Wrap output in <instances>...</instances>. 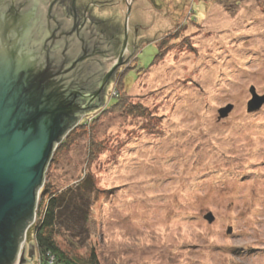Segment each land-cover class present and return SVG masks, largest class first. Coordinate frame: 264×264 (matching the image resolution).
<instances>
[{
  "label": "rangeland",
  "instance_id": "obj_1",
  "mask_svg": "<svg viewBox=\"0 0 264 264\" xmlns=\"http://www.w3.org/2000/svg\"><path fill=\"white\" fill-rule=\"evenodd\" d=\"M99 1L90 18L125 35L128 0ZM129 6L133 53L45 174L58 191L91 173L97 191L86 239L61 231L56 244L78 264L91 252L99 264H264V106L246 111L251 86L264 95V0ZM24 248L39 264L28 237Z\"/></svg>",
  "mask_w": 264,
  "mask_h": 264
},
{
  "label": "water",
  "instance_id": "obj_2",
  "mask_svg": "<svg viewBox=\"0 0 264 264\" xmlns=\"http://www.w3.org/2000/svg\"><path fill=\"white\" fill-rule=\"evenodd\" d=\"M50 2L0 0V264L34 261L31 243V261L25 259L21 229L36 218L53 155L83 115L103 107L109 80L134 48L129 0L125 35L114 39L103 34L108 21L90 18L92 7L104 1L78 0L88 10L79 22ZM249 94L246 111L252 114L264 106V95L253 86ZM232 110L230 104L219 110L218 119ZM204 219L214 220L211 214Z\"/></svg>",
  "mask_w": 264,
  "mask_h": 264
},
{
  "label": "trees",
  "instance_id": "obj_3",
  "mask_svg": "<svg viewBox=\"0 0 264 264\" xmlns=\"http://www.w3.org/2000/svg\"><path fill=\"white\" fill-rule=\"evenodd\" d=\"M159 57L160 47L158 54L155 56V60ZM133 68L134 67L131 66L119 76L124 78L125 74ZM121 87L123 88V92H126L123 80ZM114 99L116 101L112 106L123 107L127 98L126 95H118L116 92ZM112 106H109L108 104L105 109ZM125 114L126 116L129 114L132 115V112L129 110L125 112ZM90 118H87V120ZM87 120H81L80 123L68 133L58 148H67L70 143V141H67L68 138H71L70 134L77 131L79 128H86L91 121L94 122L97 118L94 119L92 117L90 122H87ZM58 191L57 189H54L53 186L44 184L40 191L36 218L28 229H26L27 224H25L21 229V233L26 234V239L28 237L30 238V241L34 242V246H36L40 256L39 264H44V262L50 264L52 258V264H55L56 262L78 264L73 261L72 258L67 257L65 252L59 248L56 244V237L59 232L64 231L78 239H86L85 237L88 233L86 224L89 219V210L92 205L93 195L97 192L93 175L91 173H86L75 185ZM86 264H99L94 252H91L90 258L87 260Z\"/></svg>",
  "mask_w": 264,
  "mask_h": 264
},
{
  "label": "flooded vegetation",
  "instance_id": "obj_4",
  "mask_svg": "<svg viewBox=\"0 0 264 264\" xmlns=\"http://www.w3.org/2000/svg\"><path fill=\"white\" fill-rule=\"evenodd\" d=\"M80 4L82 5L81 2L78 3V0H51L49 5H53V8L58 11L62 9V11L66 12V14L68 15L67 18L70 17L72 21L79 22L81 20L80 17H82V15L85 14L86 12H88V10L85 9V7L81 8ZM60 7L62 8L60 9ZM62 11H60L61 14L63 13ZM94 23L97 26V23L96 22ZM105 29L112 30L110 34H108L112 39H114V36L119 38L118 31L115 32L111 27L109 28L105 24H103V34L104 33L107 34Z\"/></svg>",
  "mask_w": 264,
  "mask_h": 264
},
{
  "label": "built area",
  "instance_id": "obj_5",
  "mask_svg": "<svg viewBox=\"0 0 264 264\" xmlns=\"http://www.w3.org/2000/svg\"><path fill=\"white\" fill-rule=\"evenodd\" d=\"M82 120V119H81ZM25 243V238H24V242H23V244ZM22 244V245H23ZM52 262H53V258L50 260V264H52Z\"/></svg>",
  "mask_w": 264,
  "mask_h": 264
},
{
  "label": "clouds",
  "instance_id": "obj_6",
  "mask_svg": "<svg viewBox=\"0 0 264 264\" xmlns=\"http://www.w3.org/2000/svg\"><path fill=\"white\" fill-rule=\"evenodd\" d=\"M24 238L26 239V234H24ZM23 242H24V240H23ZM23 244V243H22ZM23 246V245H22Z\"/></svg>",
  "mask_w": 264,
  "mask_h": 264
}]
</instances>
